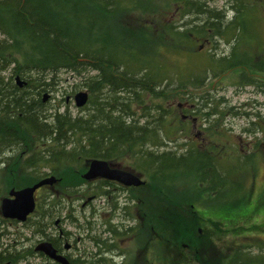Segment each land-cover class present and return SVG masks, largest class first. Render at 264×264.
<instances>
[{"label":"trees","instance_id":"16d2710c","mask_svg":"<svg viewBox=\"0 0 264 264\" xmlns=\"http://www.w3.org/2000/svg\"><path fill=\"white\" fill-rule=\"evenodd\" d=\"M164 1L165 10L173 9L182 17L179 24L166 13L155 18V13H161V5L155 0H0V203L4 191L56 175L58 183L48 186L50 192L43 195L44 201L36 212V220L45 221L47 197L74 195L83 181L81 174L87 160L103 157L100 150H137L134 156L141 158L137 166L142 172L136 171L148 178L150 203V196H157L151 238L161 240L169 234L178 246L196 240L198 249L206 241L198 232L204 213L193 204L211 193L217 194V179L223 172L214 164L212 168L206 164L205 157L213 163L212 158L201 148L196 152L186 149L180 155L171 150L152 152L166 144L164 135L171 139L186 128L184 120L177 121V116L169 115V104L164 105L169 101L165 91L174 76L162 71L161 61L173 50L202 54L201 46L193 50L195 42L209 44L215 37H222L235 43L233 52L218 60L208 52L204 71L239 69L240 75L246 76L248 69L264 73V66L237 51L251 23V0H231L235 15L227 23L222 12L211 9L208 0ZM63 72L81 78L89 89L92 106L82 108L87 113L73 114L45 104L43 93L54 91L62 83ZM255 82L250 77L242 81ZM147 102L150 103L145 105ZM207 104H199V110ZM134 108L141 111L140 116H136ZM201 115L206 119L201 124L208 132V120L214 114ZM174 125L175 130L170 132ZM222 134L215 131L213 136ZM196 158L202 164L194 172L192 169L195 175L198 173L194 182L200 185L191 195L195 198H176L167 189L164 168L187 166ZM44 167L49 170L44 171ZM185 212L191 215L185 216ZM55 213L53 210L51 215ZM34 219H27V227L36 224ZM19 223L4 218L0 211V264H15L30 253L8 240L12 233L5 226Z\"/></svg>","mask_w":264,"mask_h":264},{"label":"rangeland","instance_id":"374dc122","mask_svg":"<svg viewBox=\"0 0 264 264\" xmlns=\"http://www.w3.org/2000/svg\"><path fill=\"white\" fill-rule=\"evenodd\" d=\"M155 1L158 5H161V13H155V18L160 14V17H162L166 13L165 16L169 17L170 20L176 21L177 24L180 23L182 18L180 14H176L173 9L165 10L166 7L164 5L166 3L164 0ZM230 2L231 0H208L211 9L222 12L225 23L235 15V10L230 5ZM251 2V6L248 9V18L251 23L247 24V34L240 38L237 51L240 55H247L250 59L254 57L257 65L264 66V54L262 52L264 44V0H251ZM136 25H138L137 22ZM248 34L251 36H246ZM202 44L204 43L201 41L195 42L193 48V50L197 51L201 46L200 51L202 54L183 49L173 50L167 53L166 59L161 61L162 71L165 74L174 76L171 87L165 91L169 101L165 102L164 105L167 106L169 104V115L177 116V121H180L182 112L189 111L192 116L188 122L184 121L186 128L183 132L171 139L164 135L166 144L154 149L152 152L164 153L171 150L180 155L186 149H194L196 152L201 148V152L210 154L213 163L205 157L206 164L210 168H212L213 164L218 166V171H222L223 176L216 183L219 185L217 194L213 195L211 193L206 199H197L196 201L198 210L203 213L208 210L213 215V218L209 219L204 216L205 220L202 221L199 227L203 229L204 239L208 242L212 241L221 250L226 247L225 245L233 246L237 242L244 241L246 245L255 244L256 246L250 248L248 252L260 256V262L264 264V73L252 72L250 69H248V75L246 76L240 75L239 69L236 71L220 70L221 72L216 69L215 71L209 70L206 72L204 70L208 63L207 53L209 52L216 60L230 56L235 43H232V39L228 42L226 38L215 37L209 44H204L203 46ZM141 57L139 56V58ZM142 62L144 60L137 63L136 66H141ZM216 72L218 73L215 74ZM249 77L254 78L256 82L254 84H244ZM61 78L63 80L62 83L54 91L43 93V97L48 95L45 101L47 107L54 108L58 106L62 110H70L73 114L82 115L87 113L88 110L78 108L75 103L77 92H89V89L83 85L82 79L68 72H63ZM196 80H198L197 83ZM149 103L147 102L145 105ZM205 103H208V107L200 109V112L198 105ZM86 106L91 107L92 105L88 103ZM134 109L136 110L137 108ZM204 112L214 114L208 120V133L213 137L212 141V138H197L193 134L196 131L193 128L194 118H197L199 127L201 122L203 124L206 123V119L204 120L201 115ZM140 114L141 111L137 109L136 116H140ZM253 122L255 124H252ZM170 127V132L175 130V125ZM247 129L251 131H246ZM215 131H220L224 134L213 136ZM171 140L176 141L171 142ZM223 144H226L232 151L231 156L222 157V155L216 159L214 156L212 157L213 154H216V149L220 150ZM210 147H213V149H208ZM137 152V150H134L132 154L133 169L142 172L140 171L141 168L137 166V160L141 158H135L134 156ZM200 162H202L201 159L199 161L196 158L187 166L164 168L165 178H168L167 181L169 182L167 189L176 198L184 197V201L195 198L191 195L195 194L196 185L198 187L200 185L195 184V177L198 173L195 175L193 172L202 164L199 165ZM147 163H149V160ZM43 170L49 169L44 167ZM54 176L56 177V175ZM146 179L148 178L146 177ZM48 189V186L42 187L36 195L41 197ZM135 189L133 195L136 199L140 188ZM149 192L148 189V197ZM7 194H9L8 191L3 192L4 196ZM150 197L152 202L150 203L148 198L147 226L145 227L149 231V260L151 264L152 262L157 264L158 262L173 260L174 251L179 255L177 259L179 262L204 260L206 241L201 243L202 245L198 249V241L197 245H195L196 240H193L192 244L184 243L178 246L173 244V239L169 234L167 238L163 237L161 240L151 238L154 236V233H152L153 229L151 230V220L154 217L153 207H156L157 196L153 194ZM186 214L184 215L189 216V214ZM224 215H227L226 219L220 218ZM241 215L246 218H241L240 220L235 218ZM229 217L233 219L230 220L231 218ZM117 220L114 219L116 222ZM69 225L71 229H74L75 226L72 223H69ZM5 227H8L7 231L12 233L8 240H12L14 243H16V239L19 242H25L31 236L32 228L27 227L25 223ZM20 232L25 234V236L20 238ZM243 234H246L245 237ZM25 245L29 246L30 242L26 241ZM198 258H201V260H198ZM15 264H29V261L27 263H18L17 261Z\"/></svg>","mask_w":264,"mask_h":264},{"label":"flooded vegetation","instance_id":"af4514ba","mask_svg":"<svg viewBox=\"0 0 264 264\" xmlns=\"http://www.w3.org/2000/svg\"><path fill=\"white\" fill-rule=\"evenodd\" d=\"M180 115L184 121H189L192 116L189 111ZM197 121V118H194L193 128L196 131L193 134L197 138H212L207 134L205 126L200 124L199 127ZM133 152L131 149L100 150L103 157L95 159L106 161L108 167L96 178L88 180L83 175L89 170L93 159L87 160V168L81 174L83 181L77 186L76 193L63 198L48 196L45 207L47 217L45 221L40 222L36 220L39 219L36 212L44 198L36 195L42 188L38 189L35 193L36 207L32 214L36 224L31 227L30 238L25 240L29 241L30 245L26 246L24 241L19 242L16 239V244L22 245L18 247L30 253L24 259L21 257L18 263L29 261V264H151L149 231L145 227L149 198L148 182L144 174L133 169ZM231 153L227 145L223 144L220 150L216 149V154L212 153V156L229 157ZM114 170L132 172L146 183L141 186L125 185L109 177ZM135 188H140L139 194L141 193L136 199L133 195ZM47 192L49 193L50 189ZM193 207L198 210L196 203ZM53 210L56 213L51 215ZM204 216L207 219L213 218L208 210H205ZM220 218L224 219L226 215ZM114 219H118L117 222ZM69 223L75 226L74 229L69 227ZM199 232L202 233L203 229L199 228ZM20 235L22 233H19V237ZM245 235L243 234L244 237ZM24 236L25 234L22 235ZM44 242L52 244L55 250L53 256L37 249ZM225 246L221 250L212 241H207L204 247V260L179 262L177 261L179 255L174 251L173 260L157 264H261L260 256L248 252L250 248L256 246L255 244L246 245L243 241L234 243L233 246L228 244Z\"/></svg>","mask_w":264,"mask_h":264},{"label":"water","instance_id":"95a60500","mask_svg":"<svg viewBox=\"0 0 264 264\" xmlns=\"http://www.w3.org/2000/svg\"><path fill=\"white\" fill-rule=\"evenodd\" d=\"M19 85H23L20 77H17ZM48 95L44 96V101H46ZM89 92L79 91L75 95V103L78 108H83L88 104ZM107 162L99 159H94L91 161L89 170L83 175L85 179L91 180L96 178L102 171L107 168ZM110 174L114 180H117L128 186H141L145 184L139 176L133 174L129 171L114 170ZM58 179L55 176H49L41 179L33 185L26 186L20 189L12 188L9 191L8 196H5L1 200L0 210L3 217L7 219H14L19 222H25L28 217L34 212L36 207L35 193L36 191L45 185H54ZM37 249L43 251L47 255L53 256L55 250L51 243L44 242ZM10 264V263H7Z\"/></svg>","mask_w":264,"mask_h":264},{"label":"bare ground","instance_id":"6f19581e","mask_svg":"<svg viewBox=\"0 0 264 264\" xmlns=\"http://www.w3.org/2000/svg\"><path fill=\"white\" fill-rule=\"evenodd\" d=\"M219 180L217 179V182H218Z\"/></svg>","mask_w":264,"mask_h":264}]
</instances>
